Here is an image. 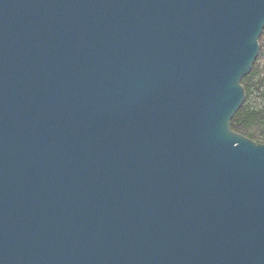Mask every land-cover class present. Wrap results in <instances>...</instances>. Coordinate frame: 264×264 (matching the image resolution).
<instances>
[{
  "label": "water",
  "instance_id": "obj_1",
  "mask_svg": "<svg viewBox=\"0 0 264 264\" xmlns=\"http://www.w3.org/2000/svg\"><path fill=\"white\" fill-rule=\"evenodd\" d=\"M264 0H0V264H264V143L232 130Z\"/></svg>",
  "mask_w": 264,
  "mask_h": 264
},
{
  "label": "trees",
  "instance_id": "obj_2",
  "mask_svg": "<svg viewBox=\"0 0 264 264\" xmlns=\"http://www.w3.org/2000/svg\"><path fill=\"white\" fill-rule=\"evenodd\" d=\"M241 83L245 97L231 119V128L256 143H264V28L259 37L258 55Z\"/></svg>",
  "mask_w": 264,
  "mask_h": 264
}]
</instances>
